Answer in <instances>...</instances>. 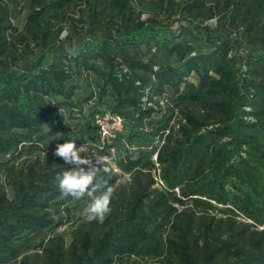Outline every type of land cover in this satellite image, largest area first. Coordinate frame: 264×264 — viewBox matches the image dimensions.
I'll return each instance as SVG.
<instances>
[{
    "label": "trees",
    "instance_id": "obj_1",
    "mask_svg": "<svg viewBox=\"0 0 264 264\" xmlns=\"http://www.w3.org/2000/svg\"><path fill=\"white\" fill-rule=\"evenodd\" d=\"M9 1L0 264H264V0H24L22 28ZM68 19L76 35L62 37ZM107 110L124 117L115 145L131 179L104 160L111 212L88 222L90 198L61 195L70 166L52 152L71 140L94 163L109 154Z\"/></svg>",
    "mask_w": 264,
    "mask_h": 264
},
{
    "label": "clouds",
    "instance_id": "obj_2",
    "mask_svg": "<svg viewBox=\"0 0 264 264\" xmlns=\"http://www.w3.org/2000/svg\"><path fill=\"white\" fill-rule=\"evenodd\" d=\"M83 146L77 147L76 142L66 141L57 144L52 155L59 157L68 170L56 176V183L64 198L80 200L87 196L91 202L84 209V219L88 222L103 221L111 212L114 188L105 177L110 175V168L104 160L82 155Z\"/></svg>",
    "mask_w": 264,
    "mask_h": 264
},
{
    "label": "built area",
    "instance_id": "obj_3",
    "mask_svg": "<svg viewBox=\"0 0 264 264\" xmlns=\"http://www.w3.org/2000/svg\"><path fill=\"white\" fill-rule=\"evenodd\" d=\"M125 120L122 114L107 110L102 114L96 116V124L99 127L100 133V145L101 147L107 146L109 154L101 157L105 160L109 167L113 170V172L120 174L122 177L120 180H130L129 173H123L121 170L118 159L119 155L117 152V147L115 145L116 139L121 134L125 128ZM169 132L165 133L163 137L157 136L156 142L158 144L157 150L154 152L152 156V160L155 163V168L153 169V174L156 179V187H164L165 182L161 178V165L158 160V152L160 150L161 145L165 142V136ZM84 150L86 149L83 147Z\"/></svg>",
    "mask_w": 264,
    "mask_h": 264
},
{
    "label": "rangeland",
    "instance_id": "obj_4",
    "mask_svg": "<svg viewBox=\"0 0 264 264\" xmlns=\"http://www.w3.org/2000/svg\"><path fill=\"white\" fill-rule=\"evenodd\" d=\"M9 4H10L11 8L14 10V12L16 11V15H14L13 19H12L14 24H16L19 28H22L24 23H25L26 15H27V12H28L27 3L24 0H10ZM22 8H23V10H22ZM149 8H150L149 6H146L145 10H149ZM71 14L75 15V16H78L77 12H74V11H72ZM146 14H148V12H146ZM64 24H65V29H64V31L62 33V37H66L69 33H73L74 35H76L73 22L70 19H68ZM74 40L75 39H72V43L74 42ZM74 122H78V121L75 119ZM71 130H72V136L73 137L82 136V127H81V125L80 126L79 125L72 126ZM1 183L5 184L4 177L1 179ZM77 212L78 213H83L84 211L78 210ZM72 226H73V224H68V225L63 226V227L60 228V231L65 233L67 239L70 238L69 233L73 229Z\"/></svg>",
    "mask_w": 264,
    "mask_h": 264
}]
</instances>
